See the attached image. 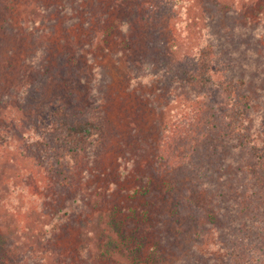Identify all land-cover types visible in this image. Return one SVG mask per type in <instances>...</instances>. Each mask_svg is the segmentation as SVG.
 Wrapping results in <instances>:
<instances>
[{
    "label": "trees",
    "instance_id": "16d2710c",
    "mask_svg": "<svg viewBox=\"0 0 264 264\" xmlns=\"http://www.w3.org/2000/svg\"><path fill=\"white\" fill-rule=\"evenodd\" d=\"M222 1L229 4L225 19L217 15L210 27L201 25L202 37L194 33L180 53L168 48L177 64L171 71L154 67L152 55L126 57L130 89L156 81L168 101L176 103L160 124L156 163L140 162L138 171L148 166L150 173L138 176L123 172L132 160L119 159L114 168L123 170L118 177L130 179V187L122 203L98 219L104 231L94 237L91 217L81 215L70 256L56 252L49 264H264V48L253 28L264 32V0ZM230 1H250L247 10L254 19L241 14L238 6L232 8ZM39 7L30 10L36 13ZM232 37L239 45L234 60L225 43ZM26 88L24 101L40 98L33 84ZM95 97L89 105L76 104L74 98L64 104L57 98L50 109L47 126L53 135L43 141L44 169L42 177L34 175L33 186L44 195L43 203L32 208L30 223L19 222L10 232L2 229L0 263L7 257L16 264L31 244H52L82 210L85 198L87 209L102 208L107 194L116 191L107 178L105 195L90 193L85 178L81 189L76 185L84 177L79 173L94 166L103 149L105 123ZM8 105L0 103V114ZM78 105L83 109L75 113ZM25 110L32 114L36 105ZM13 140L15 135L0 124V145ZM194 183L200 185L192 187ZM71 185L76 187L73 196L56 198Z\"/></svg>",
    "mask_w": 264,
    "mask_h": 264
},
{
    "label": "rangeland",
    "instance_id": "374dc122",
    "mask_svg": "<svg viewBox=\"0 0 264 264\" xmlns=\"http://www.w3.org/2000/svg\"><path fill=\"white\" fill-rule=\"evenodd\" d=\"M230 3L232 8L238 6L241 14L254 19L247 10L250 1ZM167 4L166 9L159 8ZM33 6H40L36 13L30 10ZM228 9L229 4L222 0H0V103L9 104L0 114V124L5 132L15 135L9 146L0 145V232L12 231L19 222L30 223L32 208L38 207L37 202L43 203L44 195L33 188L34 175L42 177L43 141L53 135L47 124L52 120L50 109L57 98L64 104H69L72 98L77 104L95 96L100 101V115L105 123L100 160L79 173L84 177L76 185L81 189L85 178L90 193L99 191L105 195L103 179L107 178L116 190L107 194L102 208L87 209L85 198L82 210L63 226L52 244L26 246L16 264H49L56 252L69 257L76 246L74 240L81 215L91 217L92 234L100 235L104 230L103 223L97 226L98 219L101 222L113 204H121L122 196H126L130 187L131 180L119 178L123 170L116 171L114 165L119 159L122 163L132 160L123 172L132 170L139 176L150 173L148 166L138 171L140 162L156 163L160 124L176 103L168 101L161 91L162 85L156 81L130 89L125 72L126 57L152 55L154 67L162 65L168 72L175 65L168 56L173 52L168 48L180 53L194 33L202 37L201 25L210 27L211 19L217 15L223 17ZM253 28L259 32V43L264 48L262 28ZM225 43L234 60L233 53L239 51V45L234 37ZM28 60L31 65L26 63ZM69 61L75 65L71 67ZM19 75L23 77L21 82ZM30 84L40 98L31 99L32 95L30 101H24ZM180 88L179 93L184 97ZM19 103L23 108H19ZM35 105L32 114L24 111ZM82 107L78 105L73 111L78 113ZM199 185L194 183L192 187ZM75 191L74 185L70 190L62 188L56 198L64 200ZM125 217L123 214L122 218ZM37 229H42V223ZM109 237L111 234H107L108 240ZM93 240L90 239L91 244ZM10 261L6 257L0 264H12Z\"/></svg>",
    "mask_w": 264,
    "mask_h": 264
}]
</instances>
